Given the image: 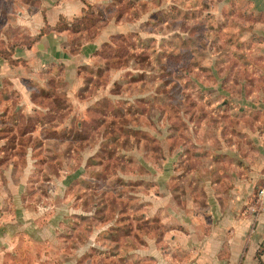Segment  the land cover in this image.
Segmentation results:
<instances>
[{
	"label": "clouds",
	"instance_id": "1",
	"mask_svg": "<svg viewBox=\"0 0 264 264\" xmlns=\"http://www.w3.org/2000/svg\"><path fill=\"white\" fill-rule=\"evenodd\" d=\"M89 16L97 23L92 43L100 57L69 52L68 60L56 61L48 36L61 51L62 42ZM221 29L234 34L246 51L255 41L246 72L264 78V13L256 10L255 0H139L129 14L120 0H0V51L16 47L17 38L23 45V53L0 54V86L9 85L15 112L25 119H51L55 113L36 98L51 90L55 79L68 107L58 121L61 132L86 118L91 124L96 108L111 104L125 114L130 108L144 112L129 117L127 127L145 138L140 142L133 135L130 143H121L107 173L93 163L109 158L107 130L93 132L90 139L71 132L49 139L41 119L33 142L21 153L13 154L0 140V264H259L264 129H243L257 149L245 160L224 138L223 126L207 121L201 126L188 110L189 94L197 103L203 95V105L215 115L226 111L225 99L233 110L246 102L264 103V89L258 87L249 97L245 88L250 84L243 80L239 91L233 85L225 97L222 79L200 78L201 67L228 64L231 51L216 43ZM118 40L152 59L133 58L109 71L103 54ZM185 41L192 43L185 47ZM171 53L179 60L165 64L172 72L164 75L171 79L165 93L156 57ZM83 68L103 70L105 81L86 91L88 82L79 74ZM132 77L143 79L131 86ZM52 146L60 160L45 172L51 157L44 153ZM193 150L232 161L226 191L211 158L197 171L182 169L178 157ZM77 173L78 180L70 183ZM114 199L130 204L129 211L141 209L148 225L132 235L121 231V208L104 211ZM160 220L162 225L154 223ZM29 243L31 253L25 251Z\"/></svg>",
	"mask_w": 264,
	"mask_h": 264
},
{
	"label": "rangeland",
	"instance_id": "2",
	"mask_svg": "<svg viewBox=\"0 0 264 264\" xmlns=\"http://www.w3.org/2000/svg\"><path fill=\"white\" fill-rule=\"evenodd\" d=\"M120 4L124 10L125 14L133 13L139 6V0H120ZM242 17L237 15L236 20L239 21ZM97 27V23L94 27L89 28L86 32H81L79 34L73 35L70 33L66 42H62L63 51L65 56L61 58L62 61L69 59V52L72 55L83 54L84 56L91 58H99L100 53L97 52V49L92 43L93 33ZM192 41H185L184 46L187 47ZM216 43L220 48L231 51V56L229 58L227 65H220L218 68H213L211 70L200 68V72L203 74L200 78L208 77L209 79H222L223 84L221 87V94L227 97L230 92L233 90V85L237 91L240 90L241 81H245L247 84H250V87H246L248 96L251 97L256 89H264V78L257 79L254 75L246 72L248 66L253 62L249 53L251 48L255 46V41L252 45L249 46L246 51L244 46H242L236 39L234 34L227 35L224 34V30L221 29V35L217 38ZM34 47V45H33ZM18 49H22L23 45L20 43V39L17 38V46L11 47L9 49L0 51V54L10 57L15 54ZM31 50V49H29ZM18 52V51H17ZM16 52V53H17ZM137 58L144 62L150 61L152 58L150 56L142 54L140 49H137L135 45L129 44L125 40H118L107 46V50L103 54L104 61L108 64V70L110 71L113 67L117 65L126 64L130 59ZM157 62L160 66L161 79L163 81L162 88L166 93L168 86L171 83V79L164 80V75L172 76L170 68L165 67L166 62H178L179 57L175 53L168 54L166 59L164 54L156 57ZM195 70V66L193 68ZM55 71V70H54ZM81 76H84L88 82V89L86 91L91 92L92 89L98 84L105 81L107 75L103 70H98V72H92L87 68H83L80 73ZM143 77L137 78L132 77L130 80V85L135 86L141 82ZM51 90L43 91L42 95L36 99L45 105L50 106L51 110L55 113L51 119L48 118H32L25 119L18 112H15L12 107V93L10 87L5 82L3 86H0V106L4 103L2 101H7L5 105V113L8 111V114L0 116V140H5L7 143L5 148L10 150L13 154H19L22 152L23 147L33 142V134L37 131V123L39 120L43 119L46 123V137L49 139H55L61 135H67L69 132L75 133L77 137H84L85 139H90L93 132H100L102 130H107L111 136V144L107 148L108 159H101L100 161L93 162L94 166L103 170L105 173L110 172L112 165L115 163L116 156L119 151V146L121 143H130L133 139V135L140 141L143 142L145 139L142 134L135 133L132 134L128 130L129 117L142 116L144 112L140 109H137L135 112L130 108L128 109L127 114L124 113L123 109L114 107L111 104H101L93 112L91 116L92 123L89 124L87 118L84 121H81L76 124L73 129L65 130L61 132L58 130V121L62 120L64 114L68 111L67 101L64 96L61 94V89L58 86V81H52ZM198 99L201 103H197L196 100H193L191 95L187 96L188 100V110L193 113L195 118H199L201 126L204 123L210 122L216 128H222V133H236L240 127L251 126L257 128L258 126L241 124L239 121L240 117H249L261 119L264 118V103H261L259 107L255 103H245L244 106L238 110H233L229 100L225 99L224 105L226 111H222L219 115L211 114L208 111V107L203 105L205 97L203 95L198 96ZM257 108V109H255ZM259 110V111H257ZM146 111V109H145ZM238 111L239 115L233 116V112ZM109 113H112L114 118H109ZM167 114V113H165ZM264 129V124L260 126ZM91 129V131H88ZM87 133V134H86ZM178 135L183 136V129L178 130ZM36 146L43 149L44 144L42 141H37ZM53 147H49L44 155L51 157V159L45 162V172L48 171L49 166H56L60 160V155L58 152L53 151ZM150 148H155V144H150ZM188 156H193L192 152H187ZM186 156V153L182 155ZM194 160V158H193ZM187 163H193L194 161H188ZM186 163V164H187ZM191 164V165H193ZM185 169V165H184ZM190 169H193V166H190ZM79 173L76 176L70 178V183L77 181L79 178ZM76 187H79V184H76ZM132 207L127 202H122L121 200L114 199L111 203L106 204L104 211L107 212L109 209L113 212L117 208H121L122 215L121 231H127L128 235H132L134 232H137L138 228H143L148 225V221L143 216L141 209H135L134 211H129ZM159 225H162L160 221H154ZM32 245L29 243L25 248V251L31 253ZM39 251L37 255H39ZM19 264V262H17Z\"/></svg>",
	"mask_w": 264,
	"mask_h": 264
},
{
	"label": "crops",
	"instance_id": "3",
	"mask_svg": "<svg viewBox=\"0 0 264 264\" xmlns=\"http://www.w3.org/2000/svg\"><path fill=\"white\" fill-rule=\"evenodd\" d=\"M255 8L258 12L264 13V0H255ZM53 39L54 38L52 35L48 36V40L50 42V51L54 55V59L58 62H61L62 61L61 58L65 56V53H64L63 49L61 51H56L55 44L51 43L53 41ZM261 42H264V41H261ZM17 51H16L17 53H23L22 49H18ZM16 52H15V54H17ZM2 103H4V104L2 106H0V116L1 115L4 116L5 114H8V111L5 113V109H6L5 105H9V104H6L7 101H2ZM245 108H246V106H244V109ZM255 109H257V108H255ZM257 111H259V110H257ZM239 121L242 125L243 124L254 125V126H258L257 128H260V126L264 124V118L256 119V118H249V117H240ZM244 128L245 127H243V126L240 127L239 130L236 131V133L225 132L222 134H223L225 139L230 138L231 143H233L237 146L238 152L246 160L257 149L255 148V142H252L248 139L246 133L243 130ZM259 151L264 152V149H259ZM183 154H181V156L178 157V159L181 160L182 169H184V165H185V170H187L189 172L197 171V170L203 168L205 160L211 158L213 161V164H214V175L216 176L218 183L225 186L224 190L225 191L227 190V185L229 184V181L231 179V177L229 176V169L232 167V161L228 160L227 158H216V157L212 156L211 153H209L208 156L205 157V156H202L200 154L199 150H193V154H194L193 156H188V154L186 152L187 160L183 159V156H182ZM193 158H194V160H193ZM188 161H194V164L191 163V164H193V165H191L190 163H187ZM190 166H193V169H190ZM185 179H187V177H185ZM161 222L163 224L162 220H161ZM258 252H262V253L259 257V260L258 259L257 260L259 261V264H264V243L260 244ZM257 253H256V255H257Z\"/></svg>",
	"mask_w": 264,
	"mask_h": 264
},
{
	"label": "trees",
	"instance_id": "4",
	"mask_svg": "<svg viewBox=\"0 0 264 264\" xmlns=\"http://www.w3.org/2000/svg\"><path fill=\"white\" fill-rule=\"evenodd\" d=\"M96 24L95 18L92 16L86 17L83 22L80 23L77 30L71 31L73 35L79 34L81 32H86L89 28L94 27ZM10 58V55H9ZM262 252H258L256 258L259 260V257Z\"/></svg>",
	"mask_w": 264,
	"mask_h": 264
}]
</instances>
